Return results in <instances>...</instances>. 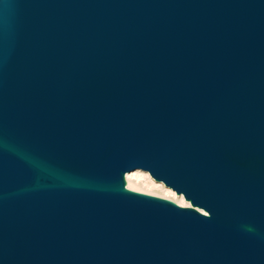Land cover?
I'll list each match as a JSON object with an SVG mask.
<instances>
[{"label": "water", "instance_id": "water-1", "mask_svg": "<svg viewBox=\"0 0 264 264\" xmlns=\"http://www.w3.org/2000/svg\"><path fill=\"white\" fill-rule=\"evenodd\" d=\"M0 264H264V0H0Z\"/></svg>", "mask_w": 264, "mask_h": 264}, {"label": "bare ground", "instance_id": "bare-ground-1", "mask_svg": "<svg viewBox=\"0 0 264 264\" xmlns=\"http://www.w3.org/2000/svg\"><path fill=\"white\" fill-rule=\"evenodd\" d=\"M125 178H126V185L130 189L157 195L147 189L141 188L139 185H144L147 188H157L162 193V195H157V196H162L171 199L180 205H187V202L184 200L182 195H178L174 190H172L170 187L165 186L162 182L155 181L148 174V172L144 170L136 169L131 172H127L125 174ZM172 194H175V196H173ZM181 197L183 198V203L180 202Z\"/></svg>", "mask_w": 264, "mask_h": 264}, {"label": "rangeland", "instance_id": "rangeland-1", "mask_svg": "<svg viewBox=\"0 0 264 264\" xmlns=\"http://www.w3.org/2000/svg\"><path fill=\"white\" fill-rule=\"evenodd\" d=\"M141 188H143V189H147V190H149V191H151V192H153V193H155V194H157V195H162V193H161V191L159 190V189H157V188H147V187H145L144 185H139ZM189 203L187 202V205H188Z\"/></svg>", "mask_w": 264, "mask_h": 264}, {"label": "snow or ice", "instance_id": "snow-or-ice-1", "mask_svg": "<svg viewBox=\"0 0 264 264\" xmlns=\"http://www.w3.org/2000/svg\"><path fill=\"white\" fill-rule=\"evenodd\" d=\"M173 196H175V194H172ZM180 202L183 203V198H180Z\"/></svg>", "mask_w": 264, "mask_h": 264}]
</instances>
